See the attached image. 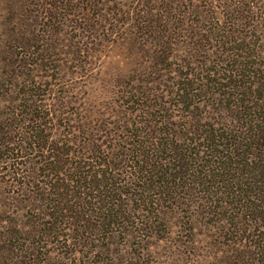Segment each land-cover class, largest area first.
I'll list each match as a JSON object with an SVG mask.
<instances>
[{"label":"rangeland","instance_id":"1","mask_svg":"<svg viewBox=\"0 0 264 264\" xmlns=\"http://www.w3.org/2000/svg\"><path fill=\"white\" fill-rule=\"evenodd\" d=\"M50 1L0 0V264H264V0Z\"/></svg>","mask_w":264,"mask_h":264},{"label":"trees","instance_id":"2","mask_svg":"<svg viewBox=\"0 0 264 264\" xmlns=\"http://www.w3.org/2000/svg\"><path fill=\"white\" fill-rule=\"evenodd\" d=\"M57 0H52L48 3H45L43 6H41L40 11L37 9V12L35 13L36 15H32V17H55L56 13L59 12L60 7L59 5L56 4ZM59 1V0H58ZM57 1V2H58ZM84 1V6H81L80 3H76V0H67V3L65 2L64 6L69 5L70 6V15L69 13H64V16L62 17H108L110 15L109 9H107L106 4L108 2H112L113 0H83ZM107 1V2H106ZM63 3L64 0H61ZM106 2V3H105ZM114 8V7H113ZM111 8V9H113ZM55 15V16H54ZM111 16V15H110ZM59 17V16H57ZM112 17V16H111ZM80 39V38H79ZM79 39L77 36L75 37V42L73 44V48L75 49V52L79 55L84 53V51L87 49L82 48V45L79 43ZM39 126V125H37ZM58 157V156H57ZM55 158V155H54ZM88 166V165H84ZM84 166H81V168H84ZM76 174H75V179L69 178L71 181H76V182H86L87 178H95L94 180H97L95 177V172L88 173L87 171H83L82 175H80V171L77 170L80 168V166H76ZM60 169H57L59 171ZM90 172V171H89ZM94 180H91L90 183H93ZM54 188V187H53ZM58 203V201H56ZM57 207V205H56ZM58 209V207H57Z\"/></svg>","mask_w":264,"mask_h":264}]
</instances>
